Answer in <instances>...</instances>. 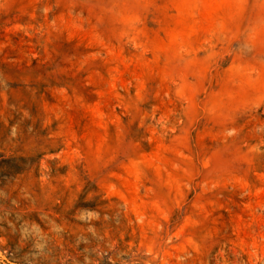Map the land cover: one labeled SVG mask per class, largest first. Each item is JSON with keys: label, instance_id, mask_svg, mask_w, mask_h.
Here are the masks:
<instances>
[{"label": "rangeland", "instance_id": "obj_1", "mask_svg": "<svg viewBox=\"0 0 264 264\" xmlns=\"http://www.w3.org/2000/svg\"><path fill=\"white\" fill-rule=\"evenodd\" d=\"M95 186L104 261L264 264V0H0V264Z\"/></svg>", "mask_w": 264, "mask_h": 264}, {"label": "trees", "instance_id": "obj_2", "mask_svg": "<svg viewBox=\"0 0 264 264\" xmlns=\"http://www.w3.org/2000/svg\"><path fill=\"white\" fill-rule=\"evenodd\" d=\"M97 191L96 186L95 190L85 187L73 209L66 211L60 206L54 214L48 215V218L59 226V230H52L53 227L48 219H41L36 213L29 215L46 234L45 240L52 249L48 255L49 259L39 264H119V262L108 261L114 252H108L104 261V242L106 241L104 231L108 228L112 229V233L115 230H123L126 223L122 219L119 223L113 219L104 221V206H108V201L104 200L102 195L96 194ZM90 193H93V197L87 201ZM78 208L95 211L100 214V217L96 220L80 221L75 217V211ZM127 240L119 239L120 244ZM8 245L12 253L9 257L24 259L23 253L26 250L13 252L14 244L9 243ZM130 257V255L122 256L127 261Z\"/></svg>", "mask_w": 264, "mask_h": 264}]
</instances>
